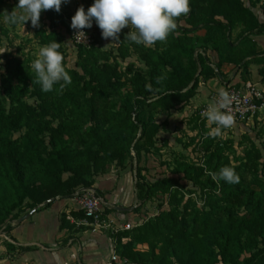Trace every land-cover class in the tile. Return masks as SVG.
<instances>
[{
  "label": "trees",
  "instance_id": "16d2710c",
  "mask_svg": "<svg viewBox=\"0 0 264 264\" xmlns=\"http://www.w3.org/2000/svg\"><path fill=\"white\" fill-rule=\"evenodd\" d=\"M82 2L87 10L94 0ZM41 15L45 24L33 27L38 44L56 40L66 58L65 36L58 28L71 31L74 15L55 10ZM177 24L164 49L160 43L138 45L147 71L134 63L122 67L129 57L122 46L118 55L103 51L96 39L91 48L78 47L76 68L67 69L72 83L63 90L57 85L58 95L41 90L26 62L7 64V97L0 95V193L11 189L15 197L9 205V199L3 200L0 233H9L11 222L46 202L74 198L83 188L96 189V179L113 167H130L136 172L141 204L136 211L158 193L169 199L159 205L156 216L117 236L118 253L127 264H264V164L255 143L239 156L232 140L224 147L207 134L198 144L205 159L202 165L183 163L177 169L180 179L153 184L127 165L132 150L158 144V115L188 104L201 80L223 76V66L247 73L252 63H258L264 79V52L251 38L264 36V23L245 2L212 0L210 9H203L190 0V12ZM237 28L242 31L234 40ZM201 31L205 35L196 37ZM200 42L203 49L195 48ZM209 53L217 58L214 66ZM28 98L37 105L29 104ZM115 98L121 102L119 111L108 104ZM230 153L235 154V163ZM224 166L235 170L239 183L213 180L212 173ZM184 181L199 188L202 206L193 195L185 199L190 190ZM25 207L29 209L23 213ZM73 216L88 219L81 210ZM123 238L128 242L122 244Z\"/></svg>",
  "mask_w": 264,
  "mask_h": 264
},
{
  "label": "crops",
  "instance_id": "0c3cea01",
  "mask_svg": "<svg viewBox=\"0 0 264 264\" xmlns=\"http://www.w3.org/2000/svg\"><path fill=\"white\" fill-rule=\"evenodd\" d=\"M264 52V36L251 37ZM209 53L213 66L216 56ZM263 65L252 63L249 72L223 66L221 75L211 80H201L194 96L180 111L161 112L157 124L161 126L158 141L165 139L175 147V136L184 120L194 111L211 103V96L221 89L234 86L244 88L258 85L264 94V79L260 74ZM218 72V71H217ZM235 124V123H234ZM233 124V125H234ZM94 187L103 194L106 213L115 225L138 223L144 217L136 195L134 169L113 167L96 179ZM50 203V204H49ZM46 202L32 212L11 222L7 239L0 237V264H109L118 253L117 237L77 219L73 213L79 206L74 198L61 197ZM2 233V232H1ZM128 240L123 238L122 244ZM119 254V253H118ZM120 256V254H119ZM120 263H123L122 261Z\"/></svg>",
  "mask_w": 264,
  "mask_h": 264
},
{
  "label": "rangeland",
  "instance_id": "374dc122",
  "mask_svg": "<svg viewBox=\"0 0 264 264\" xmlns=\"http://www.w3.org/2000/svg\"><path fill=\"white\" fill-rule=\"evenodd\" d=\"M5 2H0V95L7 97L8 85L6 80H8L9 72L7 71V64L13 62L14 60L24 61L29 67L34 59L37 58L41 46L38 44L35 36L33 26L31 21L29 24H20L12 25L8 23L5 19L8 13H11L17 7L15 0H4ZM255 13L261 23H264V0L262 2H257V0H241ZM212 0H196V5L203 9H210ZM83 6L82 0H69L68 3L63 4L61 11L66 15L73 14L75 15L78 8ZM17 13H20V9H16ZM184 17V16H182ZM181 18V17H180ZM43 16L41 15L40 24H45V21L42 20ZM92 35L95 37L96 42L101 47L103 51L113 52L114 54H119V47L122 46L125 50L128 51L129 57L126 61L122 62V67H126L128 63H134L137 69L147 71L148 67L141 57L140 47L128 40L125 39L126 35L130 32V28H125L119 34L120 42L116 45L108 47L112 40H105L102 38V30L93 22L91 28H86ZM65 36L64 48L66 51V58L64 63L66 68L71 70L76 68V63L78 61V46L75 45L72 39V30L67 32L65 28H58ZM242 31V28H237L234 31V40L237 38V35ZM205 35L204 31H201L197 34L196 37L202 38ZM202 43L195 44V48L202 47ZM167 46V42H161L160 47L164 49ZM212 55V54H211ZM187 62V57H185ZM32 69V68H31ZM33 71V70H32ZM163 74L166 75L168 70H162ZM15 83V82H14ZM56 94L60 93L59 89H55ZM27 102L32 105H37L35 99L28 98ZM101 107L104 106V101L99 102ZM110 107L119 111L121 108V102L119 99H110L108 101ZM178 109L175 111H180ZM154 115H157V111H153ZM187 120H184L181 123V127L178 130L177 136H175L176 145L171 147V143L168 140L162 139L158 141V144L155 147H144L142 149H134L131 152V157L127 160V165H133L137 172L141 175L144 181H147L149 184H153L158 180L165 178H177L180 179V174L177 172L179 165L186 163L189 165H202V161H205L203 158L202 152L198 148V144L201 139L206 136L212 128L215 127L214 124H209L205 119V123L201 122L200 113L198 110L194 111L193 115L189 116ZM234 125L230 128L222 129L221 135L217 136L216 143H222L224 147H227L225 142L232 140V147L237 152L239 156L245 151L251 150L252 143H255L262 151L264 164V109L253 121H245L238 123L234 121ZM89 125L85 124L84 129ZM141 132L137 134V140L139 139ZM19 136V135H16ZM141 145V143H140ZM231 146V145H229ZM140 152V153H139ZM229 154V152L227 153ZM231 160L235 163L234 157L235 154L230 153ZM134 175L136 172L134 171ZM34 181V180H33ZM184 184L187 185L190 192H187L185 199H188L191 195L198 201L200 206H202L204 199L199 198V188H194L188 181H184ZM14 191L7 189L4 192L0 193V212L3 211L6 207L3 204L14 200ZM168 195L158 193L154 197L150 198L148 202L142 205L141 208H144V219L147 215V220L156 216L159 212V205L162 202L168 201ZM29 207L21 209L24 213L28 211ZM141 210V209H140ZM11 218V217H10ZM9 218V219H10ZM6 224V222H5ZM2 223L0 227H2ZM141 249H146V246L141 247Z\"/></svg>",
  "mask_w": 264,
  "mask_h": 264
},
{
  "label": "clouds",
  "instance_id": "9594fccd",
  "mask_svg": "<svg viewBox=\"0 0 264 264\" xmlns=\"http://www.w3.org/2000/svg\"><path fill=\"white\" fill-rule=\"evenodd\" d=\"M69 0H19L14 11L8 13L6 21L12 25L26 24L31 21L34 28L40 26L41 14L47 10L61 11L63 4ZM16 9H20L18 14ZM190 12V0H94L92 6L85 10L78 8L72 17L71 28L77 31L76 36L86 34L83 30L91 28L93 22L102 30V38L111 39L108 46L118 44L119 34L125 28L130 32L124 40L145 47L166 42L167 38L178 27L177 20ZM61 44L56 40L40 48L38 56L31 64L36 74V82L45 93L55 90L59 85L63 90L72 83V78L64 63V55L59 51ZM232 103L230 93L219 91V98L208 104L202 116L215 127L208 133L212 137L221 135L222 129L234 124L233 115L224 111ZM213 180L228 184L239 183L240 177L230 166H224L212 173Z\"/></svg>",
  "mask_w": 264,
  "mask_h": 264
},
{
  "label": "built area",
  "instance_id": "2783aa9c",
  "mask_svg": "<svg viewBox=\"0 0 264 264\" xmlns=\"http://www.w3.org/2000/svg\"><path fill=\"white\" fill-rule=\"evenodd\" d=\"M78 30L72 29V39L76 46L83 48H91L94 45L95 37L87 30L83 31L84 35L76 36ZM232 97V103L224 111L230 112L234 121L238 123L253 121L259 113L264 109V94L258 85L248 84L244 88L234 86L225 89ZM219 98V94L211 96V102ZM208 105L201 107L199 110L200 117L202 112L206 110ZM79 209L85 213L88 219H84L83 223L97 229L108 231L113 237H117L123 231H131L137 224L147 221L142 218L138 223H128L125 225H115L106 213L107 203L103 196L94 188H83L77 191L74 196ZM91 219V220H90ZM0 237L7 239L5 233H0ZM8 240V239H7ZM123 263H120V262ZM109 264H127L117 252L111 258Z\"/></svg>",
  "mask_w": 264,
  "mask_h": 264
}]
</instances>
